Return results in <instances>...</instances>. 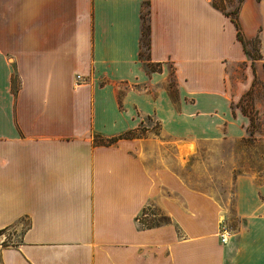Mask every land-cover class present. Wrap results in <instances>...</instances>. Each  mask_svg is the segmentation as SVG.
Returning <instances> with one entry per match:
<instances>
[{
    "label": "crops",
    "instance_id": "1",
    "mask_svg": "<svg viewBox=\"0 0 264 264\" xmlns=\"http://www.w3.org/2000/svg\"><path fill=\"white\" fill-rule=\"evenodd\" d=\"M255 81L264 0H0V264H264V180L224 203L168 161L245 137ZM149 117L171 147L119 138Z\"/></svg>",
    "mask_w": 264,
    "mask_h": 264
},
{
    "label": "rangeland",
    "instance_id": "2",
    "mask_svg": "<svg viewBox=\"0 0 264 264\" xmlns=\"http://www.w3.org/2000/svg\"><path fill=\"white\" fill-rule=\"evenodd\" d=\"M168 84L174 85L172 73ZM243 103L253 118V124H250L245 137L236 140L201 141L192 155L175 156L172 150L168 151L169 162L176 159L183 163V169L178 168V172L193 181L194 186L217 196L224 203L230 198L231 184L237 175L248 173L257 177L259 181L264 180V84L255 81L253 89L245 96ZM123 136H150L154 141H163L167 148L171 147L170 140L161 135L159 123L152 117L145 119L144 124L123 133L119 138ZM113 138L96 137L95 141L105 143L112 141ZM230 219L235 223L232 216ZM24 226L17 225L3 231L0 234L2 244H16L20 240Z\"/></svg>",
    "mask_w": 264,
    "mask_h": 264
},
{
    "label": "trees",
    "instance_id": "3",
    "mask_svg": "<svg viewBox=\"0 0 264 264\" xmlns=\"http://www.w3.org/2000/svg\"><path fill=\"white\" fill-rule=\"evenodd\" d=\"M233 20H234L235 25H236V28H237V37L243 42V44H246L245 41L243 40V37H242V35H241V31H240V29H239V27H238V23H237L236 19L234 18ZM148 34H149V25H148V22H147V18H146V17H143L141 44H142V46L145 48V50L148 49V46H149V36H148ZM256 46H257L256 43H254L255 51L258 50ZM250 91H251V90H249L245 95H248V94L250 93ZM242 110L245 111V112H247V113L250 115V111L247 109L246 106L242 105ZM250 118H251V125H252V124H253V118H252L251 115H250ZM250 133H252V131H250ZM123 137H125V136H123ZM125 138H128V137H125ZM114 140H116V138H113L112 141H114ZM112 141H108V143H110V142H112ZM161 221H162V222H166V221H168V218L165 217V216H163L161 219H158L157 222H153V223H151V224H147V226L158 225L159 222H161ZM5 230H6V229H2V230H0V234H1L3 231H5Z\"/></svg>",
    "mask_w": 264,
    "mask_h": 264
},
{
    "label": "built area",
    "instance_id": "4",
    "mask_svg": "<svg viewBox=\"0 0 264 264\" xmlns=\"http://www.w3.org/2000/svg\"><path fill=\"white\" fill-rule=\"evenodd\" d=\"M229 235H230V230H228L227 228H223L221 231V241L226 242Z\"/></svg>",
    "mask_w": 264,
    "mask_h": 264
}]
</instances>
